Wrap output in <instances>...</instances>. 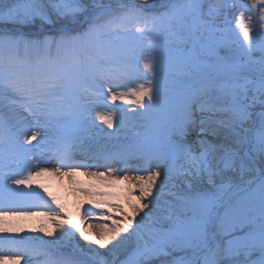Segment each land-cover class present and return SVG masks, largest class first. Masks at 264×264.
I'll use <instances>...</instances> for the list:
<instances>
[{"label": "snow or ice", "instance_id": "obj_1", "mask_svg": "<svg viewBox=\"0 0 264 264\" xmlns=\"http://www.w3.org/2000/svg\"><path fill=\"white\" fill-rule=\"evenodd\" d=\"M0 264H264V0H0Z\"/></svg>", "mask_w": 264, "mask_h": 264}, {"label": "rangeland", "instance_id": "obj_2", "mask_svg": "<svg viewBox=\"0 0 264 264\" xmlns=\"http://www.w3.org/2000/svg\"><path fill=\"white\" fill-rule=\"evenodd\" d=\"M137 2L142 3L143 0H137ZM125 107H129V106L126 105ZM107 111H109V109L103 108V107H96V108H93V110H92V116L95 117L97 112H107ZM96 123L100 124V122L98 120L96 121ZM117 123L118 122H114V127L112 129H107L106 126L101 125V127H103L105 129L104 133L97 135L94 139H92L90 141H93V144H95V145L100 144L102 146L101 148H116V147L120 146L122 143L125 142V138L127 136H129L131 133L126 128H120V127L116 126ZM107 133H112L113 135L109 136V135H107ZM33 143L35 144L36 142L34 141ZM45 166L48 167V164ZM117 166H119V165H116V167ZM95 170H97V169H94L92 171H95ZM99 170L103 171V169H99ZM80 179L87 180L89 178L85 177V176H81ZM46 183L49 184L50 188L53 191L58 192L62 196H64L69 210L71 212L75 213L76 205L78 203V201H77L78 198L75 201V203H73V204L66 199V197H69V195L71 194L70 189L67 188V184H63L62 182H58L55 177L48 178L46 180ZM29 223L32 226H36L35 221H30ZM77 240H79V238H77Z\"/></svg>", "mask_w": 264, "mask_h": 264}, {"label": "bare ground", "instance_id": "obj_3", "mask_svg": "<svg viewBox=\"0 0 264 264\" xmlns=\"http://www.w3.org/2000/svg\"><path fill=\"white\" fill-rule=\"evenodd\" d=\"M48 167L49 168H56V167H58V165L57 164H55V163H49L48 164ZM118 168L120 167V165L119 166H117ZM89 170H94V169H89ZM130 175L132 174V173H129ZM56 180H57V178H56ZM58 182H62L63 184H67V179L65 178L64 180H62V181H59V180H57ZM66 189V188H65ZM66 199L68 200V201H70L72 204L73 203H75V201L77 200V196L76 195H73L72 193L69 195V197H66ZM78 201V200H77ZM85 207H87V205H85ZM70 211V210H69ZM44 217L43 216H33V217H30V218H27L26 220H24L23 221V226H24V228H25V231H27L28 229H36V230H39L41 227H45L46 225L43 223V221H44ZM30 221H35V225L36 226H32V225H30ZM35 234H41V233H39V232H37V233H35ZM77 238H79V236L77 235ZM45 239H48V237H45Z\"/></svg>", "mask_w": 264, "mask_h": 264}]
</instances>
